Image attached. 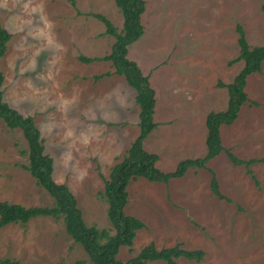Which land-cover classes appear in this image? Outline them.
<instances>
[{
    "label": "rangeland",
    "instance_id": "1",
    "mask_svg": "<svg viewBox=\"0 0 264 264\" xmlns=\"http://www.w3.org/2000/svg\"><path fill=\"white\" fill-rule=\"evenodd\" d=\"M264 0H144L142 36L128 47L154 90L155 129L143 148L155 167L172 172L185 159L206 152L205 120L225 110V85L243 64L239 39L264 45ZM123 18L114 0H0V24L10 34L0 58L2 98L33 118L45 154L53 160V180L66 185L87 226L108 230L104 180L136 139L135 91L110 62L84 63L80 57L109 54ZM248 101L236 120L220 127L221 144L238 159L264 160V63L247 78ZM27 143L20 130L0 120V201L25 208L53 199L25 169ZM203 169H190L168 183L131 180L126 215L144 228L131 247H121L122 264L149 243L157 249L179 244L204 252L201 262L177 264H264V162L235 166L225 152ZM214 172L223 198L210 189ZM0 259L20 264H90L61 219L36 217L0 229ZM149 264H165L152 262Z\"/></svg>",
    "mask_w": 264,
    "mask_h": 264
},
{
    "label": "trees",
    "instance_id": "2",
    "mask_svg": "<svg viewBox=\"0 0 264 264\" xmlns=\"http://www.w3.org/2000/svg\"><path fill=\"white\" fill-rule=\"evenodd\" d=\"M114 3L123 18L121 34L116 32L111 22L97 16L105 25L106 32L115 39L109 54L102 58L80 57L84 63L110 62L114 74L122 76L136 93L135 103L139 110L138 136L127 149L122 160L111 167L108 179L104 180L102 196L107 202V217L113 230L112 235H109L108 230L87 226L69 188L64 184L55 183L53 160L44 152V141L33 118L23 116L3 101L1 89L3 75L0 72V120L8 129L21 131L27 143L28 163L25 169L34 178L37 186L45 190L53 199L51 206L29 208L0 201V229L9 224H26L36 217L61 219L64 230L75 244L81 246L90 264H122L117 259L120 248L131 247L136 233L144 228L140 219L126 215L124 212L128 198L127 187L131 180L143 178L149 182L168 183L170 179L183 177L190 169L207 168V163L221 152H225L233 165H243L248 174H251L252 164L264 162L262 159L240 160L221 144L220 127L229 126L236 120L240 108L248 101L245 92L247 78L252 74L260 73L264 63V45L250 48L245 40L240 38L237 61H241L243 66L232 82L224 86L228 94L225 110L210 112L206 117L205 155L202 158L182 160L172 172L168 173H163L155 167L157 156L143 148L144 140L156 127L153 120L154 90L148 82V77L142 74L135 62L127 58L128 47L143 34L141 16L144 12V0H114ZM262 9L264 12V5ZM10 37L0 24V58L6 52ZM208 171L211 173L212 194L219 199L223 198L214 172L209 169ZM181 258L198 263L203 260L204 252L199 249L186 250L179 244L157 249L154 243H149L135 257L130 258L127 264H149L159 261L165 264H177L176 261ZM0 264L20 263L10 259H0ZM74 264H83V261Z\"/></svg>",
    "mask_w": 264,
    "mask_h": 264
}]
</instances>
